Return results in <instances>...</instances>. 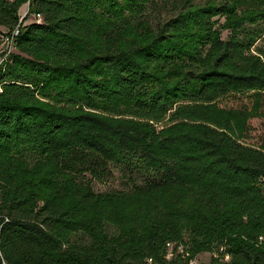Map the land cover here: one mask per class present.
<instances>
[{"label": "trees", "instance_id": "1", "mask_svg": "<svg viewBox=\"0 0 264 264\" xmlns=\"http://www.w3.org/2000/svg\"><path fill=\"white\" fill-rule=\"evenodd\" d=\"M21 8L0 0V36L19 25L0 66V264H264V132L245 141L264 119V0ZM231 94L248 103L218 104Z\"/></svg>", "mask_w": 264, "mask_h": 264}, {"label": "rangeland", "instance_id": "2", "mask_svg": "<svg viewBox=\"0 0 264 264\" xmlns=\"http://www.w3.org/2000/svg\"><path fill=\"white\" fill-rule=\"evenodd\" d=\"M156 4V12L155 17L164 18L171 14H174L180 9V6L184 3V1H188L190 3L195 4H207V2L210 1H218V0H153ZM221 1V0H220ZM25 10V7L22 6L20 9L21 15L23 11ZM33 14L27 13L26 16H24L21 21L25 22L26 20L32 18ZM220 23H223L224 18H219ZM229 31L222 30V36L225 38L227 33ZM258 44H263L264 46V40L260 41ZM15 51V48L11 49L10 45L8 44L6 40V36L0 37V66H2L5 63H10V56L11 53ZM1 83H0V91H1ZM248 97H246V94H231L227 96H223L220 99H218V104L223 107H241L243 104L248 103ZM171 121L168 120V115L165 116V118L153 122V124L157 127H163L167 124H169ZM264 132V119L263 118H254L250 120V129H249V136L245 140L248 144H258L260 135ZM81 179L84 183H88L87 181H90L92 184V187L96 191H108L111 189H121V185L119 183L118 179H110V180H99L96 178H93L87 174L82 175ZM185 242L188 243L187 235L184 236ZM188 245V244H187ZM186 246V245H185ZM183 245H180L177 247V249L182 252ZM211 253L210 252H199L195 254V256L192 258V262L194 263H200V262H207L210 259Z\"/></svg>", "mask_w": 264, "mask_h": 264}, {"label": "built area", "instance_id": "3", "mask_svg": "<svg viewBox=\"0 0 264 264\" xmlns=\"http://www.w3.org/2000/svg\"><path fill=\"white\" fill-rule=\"evenodd\" d=\"M10 1H16V0H10ZM32 0H22V6L25 7V10L23 11L22 15H20V19H19V22H22L21 19L27 15L30 14L29 13V6H30V3H31ZM37 17L39 18V14L35 15L33 14V17ZM18 29H19V25L16 26L15 29H12L10 31H6L4 34H2V36H6V40L8 42V44L10 45L11 49H13V37L15 36V33H18ZM1 37V36H0Z\"/></svg>", "mask_w": 264, "mask_h": 264}, {"label": "bare ground", "instance_id": "4", "mask_svg": "<svg viewBox=\"0 0 264 264\" xmlns=\"http://www.w3.org/2000/svg\"><path fill=\"white\" fill-rule=\"evenodd\" d=\"M10 1V0H9Z\"/></svg>", "mask_w": 264, "mask_h": 264}]
</instances>
